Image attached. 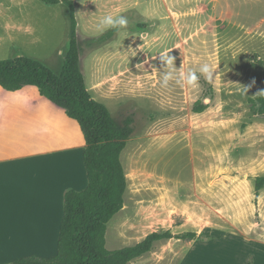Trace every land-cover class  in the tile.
<instances>
[{
  "label": "crops",
  "instance_id": "0c3cea01",
  "mask_svg": "<svg viewBox=\"0 0 264 264\" xmlns=\"http://www.w3.org/2000/svg\"><path fill=\"white\" fill-rule=\"evenodd\" d=\"M77 2L78 27L85 10L93 25L97 12L155 20L142 35L199 40V68L214 66L210 80L203 75L214 88L211 106L144 130L136 128L134 98L150 93L135 81V73L149 65L136 53L101 50L99 59L92 54L90 81L81 66L92 96L118 123L135 117L120 156L127 178L124 204L107 224L106 247L135 246L152 233L169 231L173 236L154 240L150 250L127 264H264V187L256 194V177L264 176V116L235 110L234 93H228L252 84L247 76L233 81L228 74L239 69L242 56H254L253 70L264 71V0ZM4 18L11 30V17ZM81 60L80 55V65ZM128 73L133 77L125 78ZM85 148L79 122L38 87L0 86V264L57 254L65 193L88 186ZM168 155L175 158H164ZM184 233L196 236H178Z\"/></svg>",
  "mask_w": 264,
  "mask_h": 264
},
{
  "label": "trees",
  "instance_id": "16d2710c",
  "mask_svg": "<svg viewBox=\"0 0 264 264\" xmlns=\"http://www.w3.org/2000/svg\"><path fill=\"white\" fill-rule=\"evenodd\" d=\"M47 4L64 3L70 8V46L59 73L41 61L18 56L0 60V86L15 91L27 85L39 88L41 95L77 120L86 140L83 154L88 186L70 189L64 197V215L60 226L58 252L43 258L23 256L7 264H127L150 250L156 239L173 236L169 231L155 232L135 246L118 250L106 247L109 220L124 204L127 178L121 152L132 136L134 119L120 124L108 106L95 99L80 65L76 3L73 0H40ZM256 115L264 116V97H256ZM208 104L198 101L192 111L204 112ZM264 187V176L256 177V194ZM193 238L195 233L178 235ZM249 264H254L250 261Z\"/></svg>",
  "mask_w": 264,
  "mask_h": 264
},
{
  "label": "rangeland",
  "instance_id": "374dc122",
  "mask_svg": "<svg viewBox=\"0 0 264 264\" xmlns=\"http://www.w3.org/2000/svg\"><path fill=\"white\" fill-rule=\"evenodd\" d=\"M73 1L78 3L77 0ZM157 4H159V0H157ZM160 9L156 8V15ZM101 13L97 12L98 19L94 25L87 22L86 10L83 11L80 18L77 35L80 43L81 66L88 71L90 81L93 78L89 68L93 58L92 54L99 59L101 50L104 52L106 50H110V52L122 50L125 54L136 53L141 63L149 65L141 72L135 73V81L147 87V91L150 93L145 96L146 98H143L142 94L140 97L134 98V105L137 104L139 107L136 128L144 130L149 126L159 127L162 123L173 124L187 116L198 101L208 104V107L213 104L211 99L215 97L214 88L199 72V40H166L156 39L155 35L149 37L142 35L143 31L152 30L154 27L152 24L155 22V20L146 21L145 18L141 20L137 18V22L136 19L128 20V28L124 36L118 35L116 30H113L115 33L110 37V34L105 36L104 33H108V30L101 32L97 28L99 19L103 15ZM4 17H11L13 21L10 23L11 30L5 22L7 18ZM70 33V8L66 4L51 5L40 0H0V60L27 56L41 61L59 73L70 46ZM91 42L96 46L95 51ZM210 42L205 41L204 43ZM180 43L185 44V49L183 46L180 47ZM164 49L172 50L170 55L175 58L177 68L182 67L185 72L188 70L196 72L199 79L195 87L187 85L181 87L175 84H172L167 90L160 87V74L164 68H162L163 64L158 53ZM210 52L209 50L204 53L208 55ZM253 57L242 56L239 59L241 65L238 68L240 70L228 73L234 77L233 81L240 80L243 76H247L251 80L252 86L250 85L248 88L247 95H241L240 90L234 89L228 93H234L230 100L234 101L235 110L250 111L252 115L255 114L254 110L259 107V103L254 99L264 97L258 95L259 92L264 91V87H258L260 81L264 82V71L253 70L257 68L254 67ZM245 64L246 66H244ZM133 75V73L125 74V78L133 77ZM110 104L111 110L115 111L116 107L112 103ZM133 119L135 121V117ZM126 158L129 166L132 167L134 157L131 148L126 150ZM144 158H148L147 153ZM164 158L169 160L174 159L175 156L168 155Z\"/></svg>",
  "mask_w": 264,
  "mask_h": 264
},
{
  "label": "clouds",
  "instance_id": "9594fccd",
  "mask_svg": "<svg viewBox=\"0 0 264 264\" xmlns=\"http://www.w3.org/2000/svg\"><path fill=\"white\" fill-rule=\"evenodd\" d=\"M97 28L101 32L114 29L117 31L118 35L124 36L128 28V20L123 15L107 13L101 16ZM171 51L172 50L164 49L158 53L162 64L166 65L164 71L160 74V87L165 90L169 89L172 84L181 87L185 85L195 87L199 79L196 72L193 70L185 72L182 67L177 68L175 58L170 55ZM213 70L214 66H210L207 63L201 65L199 68V72L209 80L211 79ZM240 91L241 95H247L249 89L248 87H243ZM258 95L264 96V91L259 92Z\"/></svg>",
  "mask_w": 264,
  "mask_h": 264
}]
</instances>
